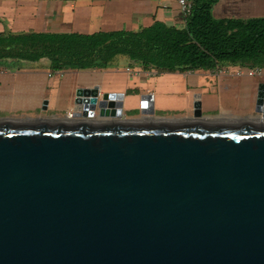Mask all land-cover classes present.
<instances>
[{
  "label": "water",
  "instance_id": "water-1",
  "mask_svg": "<svg viewBox=\"0 0 264 264\" xmlns=\"http://www.w3.org/2000/svg\"><path fill=\"white\" fill-rule=\"evenodd\" d=\"M124 97L0 120V264H264V82L257 120L147 119L152 94L124 118Z\"/></svg>",
  "mask_w": 264,
  "mask_h": 264
},
{
  "label": "crops",
  "instance_id": "crops-1",
  "mask_svg": "<svg viewBox=\"0 0 264 264\" xmlns=\"http://www.w3.org/2000/svg\"><path fill=\"white\" fill-rule=\"evenodd\" d=\"M218 4L221 15L215 16ZM216 6V19L264 17V0H218ZM234 6L243 8L226 13ZM157 20L178 27L186 22L177 0H0V33L138 30ZM118 62L117 58L107 68L83 70H56L46 59L0 62V120H84L83 107L75 102L77 92L93 87L101 93H124V118L141 116V103L139 112L131 114L125 102L134 98L139 102L143 94L154 98L155 116L147 119L191 118L196 100L201 102L203 120L260 118L255 110L264 74L219 76L214 69L159 72L127 58L119 62L127 64L120 69L114 67ZM50 72L55 76L50 77ZM70 109L75 110L72 119L66 117Z\"/></svg>",
  "mask_w": 264,
  "mask_h": 264
},
{
  "label": "trees",
  "instance_id": "trees-1",
  "mask_svg": "<svg viewBox=\"0 0 264 264\" xmlns=\"http://www.w3.org/2000/svg\"><path fill=\"white\" fill-rule=\"evenodd\" d=\"M183 27L155 21L138 30L0 33V62L49 61L56 70L107 68L120 56L159 72L264 67V17L216 19L218 0H193Z\"/></svg>",
  "mask_w": 264,
  "mask_h": 264
},
{
  "label": "built area",
  "instance_id": "built-area-1",
  "mask_svg": "<svg viewBox=\"0 0 264 264\" xmlns=\"http://www.w3.org/2000/svg\"><path fill=\"white\" fill-rule=\"evenodd\" d=\"M177 2H178L179 9L181 11V14L186 21L188 16H190L192 13L194 1L193 0H177ZM127 70L132 72L130 70V68H127ZM214 70H215V73L219 76L220 75H229V76L240 77V76H259V75L264 74V67H262V66H248L246 68L243 66H218ZM49 76L54 77L55 73L50 72ZM82 107H83V105H82ZM74 116H75V110L74 109H70L66 112L67 118L72 119V118H74ZM81 117L84 119H87V118L83 117L82 115H81ZM104 119L110 120L109 117H105Z\"/></svg>",
  "mask_w": 264,
  "mask_h": 264
},
{
  "label": "rangeland",
  "instance_id": "rangeland-1",
  "mask_svg": "<svg viewBox=\"0 0 264 264\" xmlns=\"http://www.w3.org/2000/svg\"><path fill=\"white\" fill-rule=\"evenodd\" d=\"M225 2V1H224ZM215 6H216V4H215ZM238 6V5H237ZM220 7V5L218 4L216 7H215V11H214V13H215V16H219V15H221V14H219V11H218V8ZM222 8V7H221ZM243 7H240V8H238V7H236V6H234V7H228V10H227V12L226 13H229V12H231V11H236V10H238V9H242ZM126 59V57H124V56H120L119 57V59H118V61L120 62V61H122V60H125ZM116 63V64H114V67H117V68H122V69H125L126 68V66H127V64L125 63V62H121V63ZM140 103H141V100L138 102V99L137 98H134V99H128V100H126V102H125V109L127 110V109H129V110H131L130 111V113L131 114H133V113H138L139 112V109H140Z\"/></svg>",
  "mask_w": 264,
  "mask_h": 264
}]
</instances>
